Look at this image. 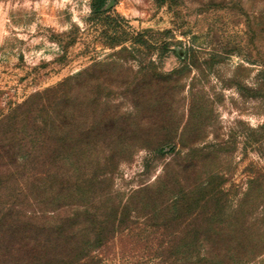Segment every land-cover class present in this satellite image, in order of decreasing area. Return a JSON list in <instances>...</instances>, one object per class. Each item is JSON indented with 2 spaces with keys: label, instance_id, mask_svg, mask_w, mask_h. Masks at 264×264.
Segmentation results:
<instances>
[{
  "label": "rangeland",
  "instance_id": "1",
  "mask_svg": "<svg viewBox=\"0 0 264 264\" xmlns=\"http://www.w3.org/2000/svg\"><path fill=\"white\" fill-rule=\"evenodd\" d=\"M91 5L0 0V120L94 62L117 59L119 47L105 45L104 32H111L91 17ZM103 9L120 32L149 31L154 46L119 56L123 80L151 67L163 75L177 70L176 86L158 116L129 114L130 100L112 97L117 117L139 137L114 161L88 167L89 181L73 187L81 196L36 191L4 198V206L20 221L46 226L83 207L94 224L111 222L83 264H264V196L257 191L244 199L247 182L264 181V0H105ZM183 60L193 66L183 68ZM166 132L173 150L163 156L153 149ZM169 161L174 178L211 182L222 193L202 189L183 198L188 192L175 188L164 199L170 213L143 206L147 194L136 192ZM6 167L0 160V174Z\"/></svg>",
  "mask_w": 264,
  "mask_h": 264
},
{
  "label": "trees",
  "instance_id": "2",
  "mask_svg": "<svg viewBox=\"0 0 264 264\" xmlns=\"http://www.w3.org/2000/svg\"><path fill=\"white\" fill-rule=\"evenodd\" d=\"M104 3L105 0H92L91 17L101 19L109 27L111 33L104 32L105 45L112 50L119 47L112 55L117 59L94 62L56 87L37 93L0 120V160L7 162L5 172L0 174V206L5 207L0 209V252L4 251L0 264H83L87 260L90 248L101 245L111 222L94 224L89 209L83 207V211L77 208L58 215L47 226L33 224L31 219L24 222L13 217L3 199L45 190L52 192L54 198L60 197L62 191L65 198L81 196L82 192L73 187L86 185L88 167L114 161L139 137L136 130L117 117L119 110L112 97L130 100L133 106L129 114L145 111L158 116L163 111L164 95L176 86L177 70L163 75L151 67H138L129 81L123 80L125 64L119 56L131 54L133 47L154 46L146 38L149 31L135 35L120 32L117 18L106 14ZM162 34L168 35L170 31ZM163 46L166 44L158 48ZM169 51L174 52L171 48ZM178 59L182 60L179 56ZM184 60L183 68L193 66ZM263 80L264 77L260 82ZM171 143L172 135L161 133L153 151L169 155L173 150ZM246 186L244 199L257 191L264 196V181L250 180ZM175 188L188 192L183 198L194 197L202 189L212 196L223 191L222 187L214 188L211 182L188 184L174 178L169 161L152 185L143 186L136 193L147 194L141 198L143 206L160 207L170 213L173 205L164 199Z\"/></svg>",
  "mask_w": 264,
  "mask_h": 264
}]
</instances>
